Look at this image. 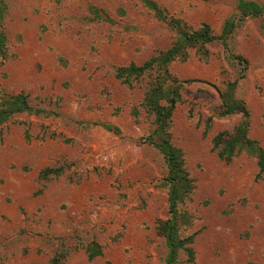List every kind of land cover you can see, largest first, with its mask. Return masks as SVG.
I'll use <instances>...</instances> for the list:
<instances>
[{
	"label": "rangeland",
	"instance_id": "1",
	"mask_svg": "<svg viewBox=\"0 0 264 264\" xmlns=\"http://www.w3.org/2000/svg\"><path fill=\"white\" fill-rule=\"evenodd\" d=\"M154 1L192 27L206 23L219 34L237 0ZM5 2L14 58L0 66V91L24 92L32 106L57 115L21 114L0 126V264H49L61 250L63 264H165L167 249L155 228L167 217L166 165L141 140L154 127L139 107L144 83L128 88L114 73L165 50L174 33L140 0ZM91 7L112 23L92 19ZM207 48V62L191 54L171 66L182 102L169 131L194 185L182 206L191 224L181 235L195 234L191 264H264V173L256 180L255 161L244 155L220 161L211 145L217 132L239 121L217 117L219 91L236 81L235 96L250 113L248 136L264 150L261 18H246L232 31L228 53L219 43ZM229 54L241 56L244 69ZM46 167L65 170L41 181ZM92 241L102 256L88 261L84 247ZM176 264L189 263L180 253Z\"/></svg>",
	"mask_w": 264,
	"mask_h": 264
},
{
	"label": "trees",
	"instance_id": "2",
	"mask_svg": "<svg viewBox=\"0 0 264 264\" xmlns=\"http://www.w3.org/2000/svg\"><path fill=\"white\" fill-rule=\"evenodd\" d=\"M143 6L162 21L173 33L174 38L165 50L144 61L141 65L130 63L118 67L114 77L122 85L132 88L134 84L144 83V93L140 102L141 110L153 117V129L150 134L141 139L145 144L152 146L163 157L166 165V176L162 186L167 190V217L156 224V235L163 239L167 249L165 264H176L180 253L186 263L194 262L193 243L195 234L181 235L182 227L191 224L190 214L182 206L191 199L194 185L185 169L182 152L171 141L170 126L177 104L182 102L180 82L172 73L174 63H185L191 54L199 61L207 62L210 58L208 45L219 43L227 50V40L232 31L241 26L246 18H261V29L264 31V3L254 0H237L235 12L224 20L219 34H214L210 26L201 23L197 28L192 27L184 20L176 18L158 5L154 0H140ZM7 11L5 0H0V66L14 58L9 53L8 39L4 30V17ZM92 19L112 23L109 16L102 10L91 7ZM240 66H246V61L238 55L229 54ZM236 81L226 82L219 91L220 103L217 117L226 118L238 115L239 121L230 130L217 132L211 139L212 150L220 161L229 163L233 158L244 155L255 161L257 172L255 179L260 180L264 173V150L260 144L248 136L250 113L244 100L235 96ZM56 116V113L46 112L32 106L29 95L24 92L10 94L0 91V126L9 122L16 115ZM136 110L133 116H136ZM104 131L120 135V129L108 123H93ZM51 137L56 138L51 133ZM25 138L28 136L25 134ZM68 142V140H63ZM64 167H46L38 173V179L49 181L64 173ZM87 260L92 261L102 256L101 247L96 242H90L84 247ZM67 252L61 250L53 255L49 264H63ZM105 264H111L106 262Z\"/></svg>",
	"mask_w": 264,
	"mask_h": 264
}]
</instances>
